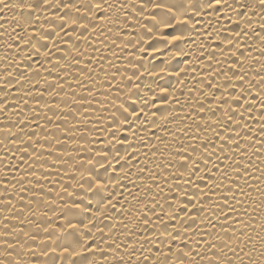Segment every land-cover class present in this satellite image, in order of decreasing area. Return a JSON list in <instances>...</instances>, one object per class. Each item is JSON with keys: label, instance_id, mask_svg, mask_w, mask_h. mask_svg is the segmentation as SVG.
I'll return each mask as SVG.
<instances>
[{"label": "bare ground", "instance_id": "6f19581e", "mask_svg": "<svg viewBox=\"0 0 264 264\" xmlns=\"http://www.w3.org/2000/svg\"><path fill=\"white\" fill-rule=\"evenodd\" d=\"M0 264H264V3L0 0Z\"/></svg>", "mask_w": 264, "mask_h": 264}, {"label": "snow or ice", "instance_id": "6c2138e0", "mask_svg": "<svg viewBox=\"0 0 264 264\" xmlns=\"http://www.w3.org/2000/svg\"><path fill=\"white\" fill-rule=\"evenodd\" d=\"M261 3H264V0H261ZM156 7H164V5L158 4V5H156ZM166 10L172 11V9H170V8H167ZM177 39H178V37H177Z\"/></svg>", "mask_w": 264, "mask_h": 264}]
</instances>
